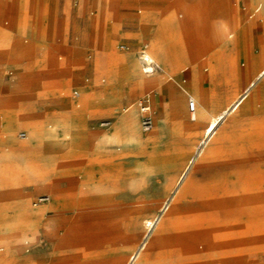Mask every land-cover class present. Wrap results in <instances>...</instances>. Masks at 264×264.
<instances>
[{"label":"rangeland","instance_id":"1","mask_svg":"<svg viewBox=\"0 0 264 264\" xmlns=\"http://www.w3.org/2000/svg\"><path fill=\"white\" fill-rule=\"evenodd\" d=\"M98 2L99 0H89L83 9L84 0H81L80 9L83 10L77 14L78 20L86 19L89 21L92 31L91 40L93 38L94 43L81 49H78L80 45L77 44L78 46L74 49L80 52L78 54L73 51V48L57 47V52L62 51L64 55H56L55 67L52 66L33 73L26 85V91L29 94L35 92L54 94V106L46 111L47 115L54 111V117L58 116V120L52 127L53 131L57 129L60 114L67 113L73 108L76 110L77 117L87 124L88 130L99 134H106V132L99 130L96 124L102 119L112 117L115 109H125L124 113L119 114L122 120L126 119L132 109H136L139 113L138 123L141 130L140 100L145 95L142 92L144 89L152 91V87L136 85L137 73H133L132 66L135 62L140 63L139 75H143L141 72V68H143L141 53L146 50L143 48L144 45L150 47V40L144 35L140 27L129 24L126 19L127 17H140L146 14L167 13L165 8L172 7L173 9L170 8L171 11H176L185 30L189 26L187 13L182 6L180 7L181 3L175 4L173 3L174 0H108L110 9L107 13L100 11ZM74 4L75 0H70V10H74ZM229 4L233 7L232 1ZM91 12H95L94 16H91ZM236 12L248 25V30L245 34H239L237 38H231V40L237 39L242 47H247L250 52L259 55L262 50L258 43L260 33L258 27L262 23L256 22L255 18L249 19L242 7H239ZM53 20L54 9L50 14V21ZM27 45L30 46L31 42L28 41ZM119 45H127L129 50L119 51ZM2 50H4V46H0V58L4 54ZM89 50L92 51V59L90 60L87 53ZM174 50L176 51L177 47ZM175 53L178 55L177 52ZM234 56L242 61L241 51L236 55L234 52ZM29 58L32 57L29 56ZM228 60L224 66L217 67V69L213 68L211 72L210 85L214 88L212 87L209 96L213 98L211 105L214 114L234 102L243 88L242 78L234 75ZM86 61L92 64L91 69H88L85 64ZM177 65L174 74L180 68ZM120 66L124 67L125 70L119 71ZM202 68L203 70L207 69V64L202 65ZM184 70L200 76V73H196L189 66H184L182 72ZM241 70L244 74L245 67L242 66ZM180 71L172 76L177 81L176 83L171 80V77H168L167 80L163 79L164 93L161 95L162 104L157 112H166L165 124L161 128L155 126V130L150 134L141 132V137L145 143L141 148L137 145L113 144L108 146L106 150L100 151V158L104 161V172L109 177L94 183L101 185L105 192L98 198L92 199L95 206L90 209L74 211L72 205L69 204L68 206L67 203V208L64 209L67 212L59 220L61 229L58 235H54V210H51L45 217V226L37 243L29 244L25 248L30 250L29 255L35 253L37 256L22 264H112L114 261L123 264L124 260L126 261L125 264L129 263L130 254L135 251V248L148 234L144 227L146 222H154L157 219L160 214V207L168 198L163 196L166 175L175 173L178 165L183 163L185 152L197 149L204 141L202 135L207 122L200 121L197 126L189 127L176 121L170 110L171 91L180 92L181 89L177 83L184 79ZM125 76L129 77L128 81L124 79ZM262 78L254 82L249 91L260 87ZM102 79L105 80L103 84L101 83ZM88 80L89 82H87ZM186 81L185 88L191 90L192 79ZM204 81L205 86H208V72H204ZM88 87L97 94L105 90V106H93L86 109L82 102H79L80 109L73 107V92L78 91L81 94L82 90ZM151 98H154V94H151ZM168 101L169 110H166ZM188 102L189 99L186 101L187 105ZM244 105L228 116L220 124L216 136L202 147L201 156L198 159L201 168H215L222 159L217 155H211L216 149L231 143L245 142L246 155L248 157L259 156L257 159L260 162L251 165L248 168L249 172L264 178V124L258 125L262 121L264 122V112L257 105L258 110L250 113ZM156 116V110H154L155 125L158 121ZM187 121L189 124H195L192 117H189ZM117 126L118 121H116L113 131L116 130ZM251 131L253 133H250ZM258 141L261 143L260 146L254 143H258ZM251 142L252 144H250ZM210 151L211 153H209ZM53 152L54 175H57L59 174L56 163L58 155L56 150ZM48 175V182L50 183L53 181V176L49 171ZM196 179H203L202 171L197 172ZM69 182L66 176L61 181L62 184L73 188L74 186L69 185ZM226 183V181L217 179V184L220 187ZM175 195L172 204L178 203ZM251 195L253 196V194H249V196ZM36 196L31 198V204ZM253 197L257 198L259 195ZM261 197L263 198L261 202H263L264 192ZM75 198V201L78 202V195L70 194L68 196V199ZM260 200L258 199L253 203L258 207ZM243 204L244 206L231 207L224 211L225 213L219 212L218 219L213 224H205L200 234L202 238L213 236L212 239L215 243L230 242L231 238L232 241H237V236L240 235L241 238L238 239L241 241L235 245L236 248L231 252L223 255L212 252L203 253L202 244L197 239V229L187 231L175 227L165 235L159 249L152 254V264H170V259H176L177 256L170 254V249L177 246L178 242H181L180 240L193 249L192 253L185 259L186 264H231L232 262L235 264H264V241H248L250 235L257 234L256 230H249L245 226L239 232L231 233L233 224L242 221L250 210L248 205ZM42 209H38L37 212L39 213ZM195 209L196 206L194 205L183 204L180 208L182 221L186 220L185 223H187L189 221L187 219L191 217L190 213H194ZM205 212L208 214L207 211ZM42 218V220L31 224L33 225L32 229H35L37 224L44 225V217ZM54 242L57 245L55 256L53 254ZM0 248H4L0 257L5 256L7 254L6 246L0 244Z\"/></svg>","mask_w":264,"mask_h":264},{"label":"crops","instance_id":"2","mask_svg":"<svg viewBox=\"0 0 264 264\" xmlns=\"http://www.w3.org/2000/svg\"><path fill=\"white\" fill-rule=\"evenodd\" d=\"M230 1H232L233 7L230 6ZM261 1L174 0L173 3L175 4L177 2L181 3L180 7L182 6L188 15L189 26L186 30L176 11H171L170 8L172 7L165 8L167 13L158 15L146 14L132 18L127 17L126 20L129 24L140 27L144 35L149 38L150 47L143 46L146 50H152L153 45L157 42L154 36L158 34H162L164 40L168 42L166 45L169 49L171 46L177 47L179 53L177 66L180 68L175 74H178L180 70L182 72L184 66L193 68L201 76L195 87L196 93L204 91L209 96L212 91L210 85L212 69L224 66L227 59L225 45L216 40V34L219 32L218 25L223 22L233 31H237L238 34H245V31L248 30V25L236 12L239 7H242L249 19L255 18L256 22L262 23L258 27L260 29L258 43L261 50H263L264 13H260V8H255ZM69 2L70 0H0V46H4L7 49V54L0 58V244L7 248V254L0 257V264H22L26 260L37 256L35 253L29 255L30 250L25 248L29 244L37 243L45 226V217L51 210H54V220L59 224V220L67 212L60 207L61 204L68 203V206L69 204L70 206L72 205L74 211L90 209L95 206L92 199L98 198L99 195L105 192L82 191L79 198H77L78 202L75 201L76 198L64 199L65 201H62L56 197L54 198V194L53 196L47 194L54 192V190L63 189L65 184L59 183L54 185V152L49 150L48 146L44 147L40 140L34 137L31 132V127L39 126L43 128V133L47 137H52V127H54V123L58 120V116L54 117V111L50 115L46 114V111L54 106L53 93L35 92L29 94L26 91V85L33 73L52 66L55 67L56 55H64L62 51L57 52V47L67 46L74 49L79 44L78 49H81L88 44L94 43L93 38L91 40L92 31L89 21L77 19V14L84 9L89 0H84L82 10L80 9L81 0H75L74 10H70ZM98 6H100L99 9L102 13H107L110 9L108 0H99ZM53 9L54 20L50 21V14L53 12ZM94 14L95 12H91V16H94ZM23 40L25 41L24 43L22 42ZM28 41L31 42L30 46L27 45ZM121 46H126L127 50H121ZM238 49L233 50L231 59L235 66L239 65L241 67L246 64V54L242 46ZM118 50L122 52L128 51L129 47L127 45H119ZM239 51L242 52V61L234 56V52L236 55ZM66 52L68 53V51ZM78 52V50L75 51L76 54ZM75 53L73 52V54ZM87 53L89 60L92 59V51L89 50ZM29 56L32 58L30 59ZM254 56L256 63L259 65L256 72L259 73L255 72L254 74L253 72L251 73L252 76L245 70L244 74H242V70L240 72L243 76L241 77L242 84H244L240 97L244 100L250 94H257L258 96V93L263 89L264 53L262 51L259 55L254 54ZM85 64L88 69L92 68L90 62L86 61ZM204 64L208 66L205 70L202 68ZM119 68V71L125 70L122 66ZM132 68L133 73L137 72L140 69L139 63L135 62ZM204 72H208V86H205ZM175 74L171 71L163 70L153 79L152 91L144 89L142 92L145 95L141 100L145 97L150 99L153 114L154 110H156L157 119H163L166 116V112H157V109L162 104L161 95L164 93V89L162 88L163 79ZM181 74L184 79L182 82L177 83L180 89L186 85V80L193 78V74L189 71H184ZM143 75L149 76L152 74L147 75L143 73ZM260 78H262L261 86L249 91L253 83ZM171 80L173 81L174 79ZM243 80L246 83H243ZM173 82L176 83L177 81L174 80ZM101 83H105V80L102 79ZM151 94H154V98H151ZM73 100V107L77 109L81 108L79 102H82L86 109L93 106L102 107L105 106V90L98 92V94L91 91L89 87L83 89L81 94L78 91H74ZM166 110H169V101L166 104ZM124 112L125 109H115L112 117L98 121L96 124L97 128L106 132V134L90 132L87 124L77 117L74 108L62 114L65 116L64 119L66 118V121H63L66 123L67 130L72 135L73 145V148L70 149L72 154L67 160V163L70 165H68L69 168L67 166L68 175L74 177L75 182L79 185L94 183L95 181L97 182L100 179L104 180L109 177L104 172V161L100 158L101 142L105 141L107 132L112 131L111 129L114 128L117 119L121 117L120 113ZM141 118L142 114L140 112V125ZM105 121L112 122L110 129L100 127V124ZM142 133L150 134L143 131ZM250 133L253 132L251 131ZM14 134L17 135V139L12 140L10 136H14ZM21 134H25L26 137L21 138ZM28 137L32 139L30 143L22 141ZM254 143L257 146L261 144L259 141L258 143ZM258 157L255 155L247 156L251 163H260L257 159ZM33 164H38L42 168L44 167V170L49 171L53 176V181L49 184L37 183L35 186L27 185L28 176L26 175V168ZM251 179L262 184V192L250 191V194L257 193L261 195L264 192V178L251 174ZM35 195L37 196L31 204L30 200ZM40 196H49L50 202L35 207L34 202ZM79 199H81L80 202ZM40 208L44 209L38 213L37 211ZM42 217H44L43 226L42 224H37L35 229L28 228L33 222L42 220ZM262 217H264V211L248 214L242 220L243 223L240 221L233 224L231 233L239 232L246 226L249 230L257 231L256 235L248 237L249 242H263L264 218ZM238 238H241V236H237V241H232V238L230 240L233 249L241 241ZM3 252L4 248H0V253ZM53 254L54 256L57 254L55 242ZM125 262L124 260L123 263L125 264Z\"/></svg>","mask_w":264,"mask_h":264},{"label":"bare ground","instance_id":"3","mask_svg":"<svg viewBox=\"0 0 264 264\" xmlns=\"http://www.w3.org/2000/svg\"><path fill=\"white\" fill-rule=\"evenodd\" d=\"M256 8H260V13H264V1L262 0V2H260ZM102 9L104 10V8ZM218 26H219V32L216 34V40L225 45L227 50L226 60L229 59L228 62L231 66V69L233 70L234 75L241 78L243 77L240 74L242 66L241 67H239V65L235 66L232 63L233 60L231 59L232 56L231 53H233V50L235 51L239 47H241L237 39L231 40V38L232 39L237 38L239 34L237 33V31H233L230 27L226 26V24L223 22L220 23ZM154 37L157 40L156 44L153 45L151 51L147 49L143 51V54H144V59H146L149 63L155 64L157 66V70L154 71L152 75L143 76V75H139V69H138L136 72L137 86L148 85L152 87L153 86L152 79H154L155 76H157V74L161 73L163 70L171 71L174 73V69L178 64L179 53L177 50L176 51L174 50L175 47L171 46L169 49L168 46L166 45L168 44V42L164 40L162 34H158ZM244 49L246 54V64L244 63L245 71L248 72L249 74L253 72L255 74V72L258 70L257 66L259 65L256 63L254 53L250 52L247 47H245ZM2 51L4 52L2 56L7 54L6 48H4V50ZM174 51L177 52L178 55ZM262 51L264 53V47ZM139 68H140V63H139ZM214 69H217V67H214ZM143 70L144 68H141L142 73H144ZM168 77H171V79H175L172 78V75H169L165 77V80H167ZM124 79L128 81L129 77L125 76ZM199 80H200V76L194 73L192 78V88H190L191 90L185 88L184 85V87L180 90V92H175L174 90L171 91L170 110L176 121H178L179 123L180 122L184 123L186 126L189 127L197 126L200 121L207 122V125L204 128L202 135L204 141L199 145L197 149L195 150L191 149L185 152L183 157V163L178 165L175 173L166 175L167 179H166V186L163 196H167L168 198L163 202V205L160 207V211H159L160 214L157 217V219L154 222L152 221L146 222L144 227L147 230L148 234L145 236L144 240L135 248V251L132 250L133 253H131L128 258L129 259L128 264H152L151 261L152 254L159 249L161 243L165 239V235L175 227H178L181 230L185 229L187 231L197 229L198 232L196 235H197V239L199 240V243L202 244L201 246L203 248L202 251L203 253L212 252L214 254H220V255L227 254L231 252L233 249L231 242L226 241L225 243L222 242L215 243V241L212 239L213 236L208 238H202L200 234L203 229V226L205 224H209V225L213 224L218 219L219 212L222 213L227 209L235 206H244L243 203H245L246 206L248 205L250 207V210L249 212L246 213V216H248V214L250 213L264 211V207H263L264 201L261 202L263 200L261 195H259V197L257 198L253 197L257 195V193L253 194V196L251 195L253 198L249 196L250 191H261L262 184L256 180L251 179V173L249 172L248 168L251 165L256 164L258 162L251 163L250 160L247 158L246 155L247 147L245 145L246 144L245 142L238 144L231 143L229 145H225L221 148L216 149L212 153L210 151L209 153H211V155H217L218 157L222 158L217 163L215 168H210V167L201 168L200 163H198L199 156H201L200 152L202 151V147L205 146L216 136L220 124L228 116H230L232 113L237 111L241 106H243V104H245L244 106L246 107V109L249 110L250 113L256 112L258 110L256 108L257 105H259V109L262 110V112H264V84L262 91L260 93L257 92L259 94L258 96L257 94L256 95L250 94L244 100L243 98L240 97L243 91L242 89L239 94V97L234 102H232L231 104L220 110L217 114H214L211 105L213 98L211 96H208L204 92L196 93L195 91V87L198 84ZM243 83H246V81H244ZM187 99H189V101L190 99H192L194 102H196L197 104L196 113L191 114L189 108V102L188 105L186 104ZM64 117L65 116L60 114V120L57 129L53 131L52 137H47L43 133L42 127L39 126L31 127V132L33 133V136L37 137V139L40 140L41 144L44 145V147L48 146L49 150L57 151L58 158L56 163L59 169V174L54 175V185L61 183L63 178L66 176L70 181L69 185L74 186L73 188H70L64 185L63 189L54 190V192H49L47 194H50L51 196H53L54 194V198L56 197L63 201L64 199H68V196L70 194H76L78 195L79 198V195L82 191L91 190L99 193L104 192V189L101 188V185H97L92 182L89 184L79 185L78 183L75 182L74 177L68 175L69 171L67 169V166L69 164L67 163V160L68 158H70V155L72 154L70 152V149L73 148L72 147L73 145H72V135L70 131L67 130L66 123L63 121L66 119V118L64 119ZM138 117H139L138 111L136 109H132L130 114H128V116L126 117V119L122 120L121 118H119L117 120L118 126L117 128L115 127L116 130L113 131V129H111L112 131L107 132L105 141L101 142V151L106 150L108 146L113 144H117V145L123 144L130 146L137 145L140 146V148L143 147L145 143L141 137L142 131L140 130L139 127ZM189 117L193 118L195 124L188 123L187 120L189 119ZM165 120L166 118L158 119L157 124L155 125L154 123L153 130H155V126L161 128L165 124ZM262 123L264 122L262 121L261 124ZM16 137H17L16 134H14V136L13 135L10 136L12 140L16 139ZM31 140H32L31 137H28L27 139L22 141L25 143H30ZM255 149L257 150L258 147ZM43 168L38 164L27 166L26 168V175L28 176L27 185L35 186L37 183L49 184L48 171L44 170ZM198 171H202V175H203L202 180L196 179V175ZM217 179L226 181L227 183L220 187V185L218 186L217 184ZM174 195L178 199L177 204H172V199ZM258 199L261 200L259 201L260 203H258L260 206L257 207L252 202ZM80 201L81 199H79V202ZM185 203L196 206L194 213L192 214L190 213L191 217L187 219L189 220L187 221V223H185L186 220L182 221V213L180 210L181 206ZM66 204L67 203H63L61 204L60 207L62 209H65L67 208ZM205 211H207L208 214H206ZM221 217L223 218V216ZM54 226H55L54 235H58L61 228L55 220H54ZM28 228H33V225L28 226ZM180 241L181 242H178L177 246L170 249V254L177 256L176 259L172 258L169 260L170 264H186L187 262H185V259L188 258L187 256L190 255L193 251V249L183 244L184 242L182 240ZM112 264H120V263L118 261H114ZM231 264H235V263L232 262Z\"/></svg>","mask_w":264,"mask_h":264},{"label":"built area","instance_id":"4","mask_svg":"<svg viewBox=\"0 0 264 264\" xmlns=\"http://www.w3.org/2000/svg\"><path fill=\"white\" fill-rule=\"evenodd\" d=\"M120 49L121 50H127V47L121 46ZM144 49H146V48H144ZM141 55H142L141 61L143 64L144 73L147 75L153 74L154 71L157 70V66L155 64L149 63L146 59H144L143 51H142ZM189 108H190L191 114H194L196 112V102H194L192 99H190V101H189ZM140 112L142 114L141 129L144 133H150L154 129V114H153V110L151 108L150 99L148 97H145L141 100ZM100 127L104 128V129H110L112 127V122L111 121L102 122L100 124ZM20 137L25 138L26 135L21 134ZM48 202H50L49 196H40L35 200L34 206L37 207V206H40V205L48 203Z\"/></svg>","mask_w":264,"mask_h":264}]
</instances>
